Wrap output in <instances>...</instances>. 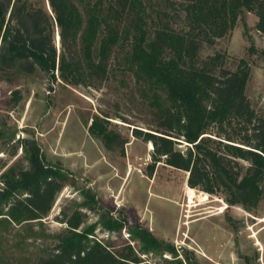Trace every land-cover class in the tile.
I'll return each instance as SVG.
<instances>
[{"label": "trees", "instance_id": "obj_1", "mask_svg": "<svg viewBox=\"0 0 264 264\" xmlns=\"http://www.w3.org/2000/svg\"><path fill=\"white\" fill-rule=\"evenodd\" d=\"M167 1L180 7L187 32L173 28L170 19L161 25L170 18L166 7L153 18L143 0H48L51 12L16 0L9 17L12 0H0V69L19 67L26 74L40 69L51 82L59 72L63 82L80 86L105 75L115 46L130 43L128 67L157 121L147 131L133 129L136 138L153 145L151 175L155 164L163 163L189 174L191 189L215 195L229 207H257L264 200V116L247 94L251 66L241 59L233 71L224 67L222 54L207 59L199 54L203 45L227 37L243 11L257 16V30L264 36V0ZM120 11L132 19L129 25L116 20ZM150 22L160 25L152 34ZM14 95L21 100L19 91ZM109 123L96 116L89 131L114 142L119 136ZM3 136L0 130V140ZM25 151L29 166L1 175L0 223L43 219L66 184L62 168L49 163L39 145ZM67 223L48 256L33 264H147ZM152 243L159 247L156 240Z\"/></svg>", "mask_w": 264, "mask_h": 264}, {"label": "rangeland", "instance_id": "obj_2", "mask_svg": "<svg viewBox=\"0 0 264 264\" xmlns=\"http://www.w3.org/2000/svg\"><path fill=\"white\" fill-rule=\"evenodd\" d=\"M29 1L51 12L48 0ZM143 1L153 18L166 7L170 18L161 25L170 19L173 28L188 31L178 5ZM116 20L124 26L132 19L120 11ZM257 23L255 14L243 11L230 34L214 46L203 45L199 55L207 59L222 54L224 67L233 71L245 59L251 66L247 94L264 116V36ZM156 26L150 22V34ZM59 37L57 28L60 55ZM130 49V43H119L106 64L107 73L80 86L63 82L59 72L51 82L40 69L32 74L19 67L0 69V187L7 170L29 166L25 147L33 143L66 178L48 216L0 223L1 264H33L48 256L69 221L89 232L92 240L147 264H264V200L250 209L229 207L215 195L206 199V193L191 189L185 171L157 163L151 175L154 148L136 138L133 129L147 131L157 121L128 67ZM96 116L108 119L109 130L119 138L109 143L92 135L89 127Z\"/></svg>", "mask_w": 264, "mask_h": 264}, {"label": "bare ground", "instance_id": "obj_3", "mask_svg": "<svg viewBox=\"0 0 264 264\" xmlns=\"http://www.w3.org/2000/svg\"><path fill=\"white\" fill-rule=\"evenodd\" d=\"M151 148H153V146H152V145H151ZM205 196H206V199H208V197H207V196H208V194H207V193H206V195H205ZM190 202H191V203H193V201H192V200H191ZM254 237H255V236H254ZM257 245H261V243L258 241V242H257Z\"/></svg>", "mask_w": 264, "mask_h": 264}, {"label": "water", "instance_id": "obj_4", "mask_svg": "<svg viewBox=\"0 0 264 264\" xmlns=\"http://www.w3.org/2000/svg\"><path fill=\"white\" fill-rule=\"evenodd\" d=\"M60 38V37H59Z\"/></svg>", "mask_w": 264, "mask_h": 264}]
</instances>
